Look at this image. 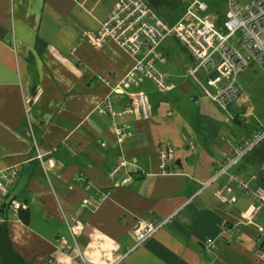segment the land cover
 I'll return each instance as SVG.
<instances>
[{"label": "crops", "instance_id": "0c3cea01", "mask_svg": "<svg viewBox=\"0 0 264 264\" xmlns=\"http://www.w3.org/2000/svg\"><path fill=\"white\" fill-rule=\"evenodd\" d=\"M116 1L0 0V170L21 166L20 180L23 166L31 165L18 196L29 222L8 218L11 242L27 264H264L255 252L261 234L241 222L249 197L227 176L205 186L223 157L264 120L237 134L233 125L244 113L222 112L237 97L226 107L212 100L190 75L195 59L174 38L160 45L167 62L156 66L175 88L159 91L145 79L113 90L134 58L113 39L96 48L86 34L100 30ZM146 1L174 23L192 0ZM203 1L220 21L225 0ZM199 74L205 83L208 76ZM122 89L148 94L149 119L100 111L110 95L121 112L130 103ZM119 130L127 132L122 142ZM33 135L40 152L56 161L50 170L36 159ZM170 146L171 171L162 172L159 152ZM120 157L134 175L130 184L115 185L108 176ZM232 172L264 192V141ZM79 174L111 195L99 200L77 184ZM138 219L168 221L137 246ZM224 219L236 227L233 233L223 231Z\"/></svg>", "mask_w": 264, "mask_h": 264}, {"label": "built area", "instance_id": "2783aa9c", "mask_svg": "<svg viewBox=\"0 0 264 264\" xmlns=\"http://www.w3.org/2000/svg\"><path fill=\"white\" fill-rule=\"evenodd\" d=\"M225 3L226 10L221 23L210 10L209 4L203 0H192L180 19L169 23L146 0H117L107 18L101 22L100 30L97 33L89 32L86 36L96 48L103 47L108 39H113L133 56L134 65L113 90L124 84L138 86L145 79H150L159 91L175 88V84L157 68L156 64L167 62V58L159 50L162 42L169 38L178 40L197 62L190 70V75L200 83L212 100L226 107L242 90L238 75L248 66L249 60L252 58L264 65V0H225ZM238 33L239 40L249 51L250 58H246L236 46L229 44ZM200 72L208 76L207 85L200 80ZM123 92L127 94L130 103L121 112L114 110L110 95L100 103V111L114 115L138 114L143 119L151 117L150 101L145 91L134 89ZM119 134V141H124L127 132L119 130ZM33 138L35 140L34 135ZM263 141L264 125H261L243 137L231 154L223 157L205 186L218 181L222 176H227L229 183H235L237 190L249 197L250 203L242 212L241 222L257 227L262 244L255 252L264 260V192L254 190L250 182L238 180L232 172V169ZM35 147L36 159L44 169L50 170L55 167V159L46 158L45 154L40 152L36 140ZM173 157L171 146L159 152L162 172L171 171L167 166ZM128 166L127 160L120 157L108 171V176L115 185L133 182L134 175L128 171ZM120 173L124 175L118 180L117 176ZM20 174L21 166L0 170V205L11 187L19 180ZM138 174L140 175V172ZM75 181L86 191L94 190L99 200H105L111 195L110 189H95L90 180L81 174L75 177ZM229 183L221 185L217 193L226 196ZM231 199L235 200V197ZM87 203L90 204V201ZM20 208L26 209L27 206L25 202L17 199L11 204L9 213L18 215ZM167 221L168 219L160 221L138 219L134 226L136 245L145 242ZM222 227L224 232L230 234L236 230L227 219L223 220ZM61 242L64 244L66 238L61 237ZM207 243L213 245L214 240L209 238ZM49 262L55 264L53 259H49Z\"/></svg>", "mask_w": 264, "mask_h": 264}, {"label": "rangeland", "instance_id": "374dc122", "mask_svg": "<svg viewBox=\"0 0 264 264\" xmlns=\"http://www.w3.org/2000/svg\"><path fill=\"white\" fill-rule=\"evenodd\" d=\"M239 37L240 33L233 37L229 44L236 46L241 51L243 56L250 58L249 51L239 40ZM196 63L197 62L195 61V65ZM203 81L207 85V80ZM193 82H195L196 86L198 87L196 81ZM238 82L243 85L242 92L227 107V109L222 110V112L227 114V112L235 113L237 110H239L240 114L244 113L243 117H241V120L238 123H234L233 125L234 131L237 132V134H244L248 130L252 129L254 125L257 124V121L264 120V65L251 58L249 60L248 66H246V68L239 73ZM212 104L215 106V108H217L218 104ZM11 215L12 214L10 212L9 218ZM1 223L2 218L0 216V225Z\"/></svg>", "mask_w": 264, "mask_h": 264}, {"label": "water", "instance_id": "95a60500", "mask_svg": "<svg viewBox=\"0 0 264 264\" xmlns=\"http://www.w3.org/2000/svg\"><path fill=\"white\" fill-rule=\"evenodd\" d=\"M30 164L23 166V174L16 187L8 192L5 200L0 205V216L2 223L0 225V262L1 264H27L10 240L7 228V219L9 218V208L13 201L18 199L19 194L27 184L30 177Z\"/></svg>", "mask_w": 264, "mask_h": 264}, {"label": "trees", "instance_id": "16d2710c", "mask_svg": "<svg viewBox=\"0 0 264 264\" xmlns=\"http://www.w3.org/2000/svg\"><path fill=\"white\" fill-rule=\"evenodd\" d=\"M224 14L220 17V21L219 23H221L222 19H223ZM18 216L20 219H22L25 223L29 222V212H28V208L23 209L20 208L19 212H18Z\"/></svg>", "mask_w": 264, "mask_h": 264}]
</instances>
